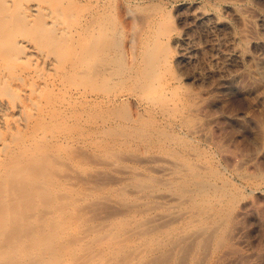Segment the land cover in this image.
I'll return each mask as SVG.
<instances>
[{
	"label": "rangeland",
	"instance_id": "obj_1",
	"mask_svg": "<svg viewBox=\"0 0 264 264\" xmlns=\"http://www.w3.org/2000/svg\"><path fill=\"white\" fill-rule=\"evenodd\" d=\"M28 3L34 5L35 2ZM111 3L114 5L111 8L112 15L118 16L117 19H119V21L115 19L117 26H115L117 28L115 39L121 40L122 43H119V47L127 51L128 61H131L130 58L141 49L137 37L139 38L144 31V14L149 16L154 10V13L151 14H155L160 25L164 27V35L161 34L160 39L163 46L169 50V57L168 62L162 64L160 69L159 91L165 92L162 95L167 100L157 103L154 100L157 95L159 97L160 93L151 92L150 95H144L139 91L131 90L130 85L123 86L121 87L123 90L119 89L123 100L118 102L116 108L118 107L120 109L118 110L121 111H118L120 118L121 115H125V112L126 115H128L127 112L132 115H129L128 120L125 116V119L124 117L121 120L113 118V120L105 122L102 116L107 118V112L103 114L102 110L98 109L99 107L93 108L95 110L89 107L86 94L83 92L85 86L82 76L65 77L62 74L66 70L65 67L46 65L45 62H41V59H37V52H43L41 48L35 53L33 48L28 45L27 53L28 51L32 52L34 56L30 53H26L27 56L23 54L26 59L22 56L17 66L25 70L23 73L21 72V76H23L21 84L25 83L33 90H36L38 85L39 88L42 86V89L35 91L37 92L35 96L39 101V121L36 123L35 117L28 111L27 115L30 114L31 117L25 116L26 111H21L18 115L20 114V121L24 118L22 124L25 126L11 125L10 122L16 114H11L12 110H9L8 105L17 102L18 95L16 96V92L10 91L8 86L1 85L0 113L6 115V121H0V142L7 140L11 147L10 152L12 150L11 154H8L10 179L15 177L12 172L21 167L20 165L24 171L22 169L19 173H22L26 179L30 178L29 171L27 174L23 173H26L25 171L31 163L34 169L36 166L38 167L35 170H40V167H43L41 163H45L46 165L41 170L53 173L49 171L50 169L47 170V168H52L57 171L56 173L54 171L53 175L50 174L52 175L50 177L54 179L50 182L51 186L49 184L43 186L47 192L49 190L48 193L46 191L44 193H47L46 195L52 201H49L45 194L43 195L45 199L40 200L37 197L35 211L34 209L30 210L33 217H30L29 209L27 217L32 225L34 223V226H41L42 224L39 223L41 220L37 218L41 209L48 211L50 208L52 210L54 204L62 206H59L62 209L49 210L51 215L47 212V218H51L54 222L57 219L56 225L60 220L57 229L65 230L62 236L55 240L57 243H68L69 245L65 247L69 250V252L67 250L65 252L66 264H153L154 256L156 258L160 254L158 257H161L162 254L155 253L151 248V236L147 231L149 220L157 213L159 215L180 212L181 204L177 197L182 184L179 179L189 175L188 173H191L192 170L200 171L202 169L200 172H204L205 175L213 173L210 174L211 177L209 174L206 175L211 179L220 183L227 179L226 181L232 183L230 189L243 192L238 200L250 202L246 207L248 209L245 210L247 216L245 215L237 224L238 231L236 230L235 237L230 234L233 239L229 238V242L221 244L217 249L213 247L215 245L212 244V241L207 242V234H202L199 238L200 242H203L202 245H199L200 242L197 240L199 236L193 235L192 237L190 232L188 235L187 231L193 232V229L197 228L199 224L185 231L181 223L177 221V223L173 222L174 225L171 223L173 226L169 225L167 230L176 234L183 232L185 234L182 236L188 237L177 244L175 243V246L170 248L168 257H162L163 260L166 258V261L169 262H163L165 264H211V262L212 264H264V0H144L141 5H149L147 9L143 8L145 10L142 8L139 10L143 6L138 8L135 2L130 3L126 0H111ZM74 12L73 16L63 17L66 20L65 23L71 28H74L85 14L84 3H81L78 10ZM141 15L144 17H142L143 21H141ZM47 21L54 27L60 25L57 19H52V21L48 19ZM24 61L28 62V65ZM2 63L8 64L7 61H1ZM36 63L41 68H38ZM259 63L261 66H258ZM45 66L48 68L46 69ZM39 69H41V73L38 74L36 70ZM27 73L28 75H26ZM39 75L42 77L41 79ZM44 78H47L48 81L44 82L42 80ZM26 80L30 83H26ZM35 81L37 83L33 86ZM42 82H47V85L43 86ZM65 106L67 108L71 106L68 108L71 111L68 112ZM58 107L60 108L58 109ZM84 109L86 111L88 109L89 112H87L90 114L85 113ZM91 112L94 113L91 114ZM98 114H101L102 119L97 117ZM138 115H140V119H137ZM87 117H92L96 122ZM86 118L91 120L90 123L85 121ZM131 118H134V121ZM136 119L138 123H136ZM50 121L51 123H49ZM57 121H63V124L58 125ZM44 122L49 124L48 127L44 126ZM72 122L76 123L77 127L73 126ZM100 122L104 123L101 125ZM116 122L126 126V129L121 125L120 127ZM105 123L109 129L116 127L123 129L120 131L115 128V131H125L118 132L120 135L113 131L114 135L111 132L112 129L110 131H108V127V130L105 129L107 126L104 125ZM52 124L58 126L53 125L52 127ZM37 125L39 129H37ZM40 125L45 128L43 129ZM11 126L20 134L14 130L10 131ZM63 126L71 130H65ZM133 126L136 129L133 130ZM82 127L84 130L81 129ZM92 127L96 128V131L98 128L100 134ZM88 129H92L93 132ZM33 130L35 133L31 134ZM26 132L29 133L26 134ZM49 133L51 135H48ZM63 133L66 137H63ZM101 133H104L106 137ZM121 134L125 135L121 137ZM15 135L16 138H13ZM69 135H72L73 138ZM45 136H47L48 142L44 138ZM78 136L80 140H78ZM115 136L119 141H114ZM111 137L113 138L111 139ZM78 141L80 144L77 143ZM69 143H71V148L70 145L68 146ZM77 144L82 147V151L84 149V154L81 152L82 156L79 153L80 147H78L79 151L76 150L79 156L74 151H67L76 149ZM62 146L63 149H61ZM47 148H51V151ZM54 149L58 150L57 153ZM40 153L41 156L37 155ZM49 153L51 155L59 154L60 158L52 156L55 164L51 161ZM72 153H75V156ZM83 156L84 158H82ZM26 157L27 159H25ZM20 158L23 161L25 159L24 163L20 161ZM70 158L72 159L70 160ZM13 159L16 161L13 162ZM53 181H57L56 184ZM12 185L14 186V184ZM17 185L19 187L20 184ZM15 187L13 190L10 187V192H14V189L16 191L17 187ZM53 187L56 192H53ZM20 188L22 189L21 186ZM163 196H169L170 200L166 201V198H162ZM15 197L16 194L8 195V199H12V201L18 200L17 203L15 201V205L18 204L17 209L20 208L17 212L23 216L24 212H20L24 205H20L19 202L22 198ZM54 197L57 200L60 198V200L54 199L56 201H53ZM61 197L63 198L61 199ZM40 202L44 205L40 206ZM154 202L159 203L155 204ZM23 203H25L24 199ZM52 204L54 206H51ZM57 210L61 211L57 212ZM46 214H40V218ZM54 214H58L59 219L56 217L54 220ZM52 215L54 218L49 217ZM146 224L148 225L147 229L145 228ZM48 226L52 227V225L45 226L43 232L46 235H51L54 228L48 230ZM180 228L181 230H179ZM141 229L145 234L141 232ZM193 238L196 239L193 241ZM163 262L159 261L157 264Z\"/></svg>",
	"mask_w": 264,
	"mask_h": 264
},
{
	"label": "bare ground",
	"instance_id": "obj_2",
	"mask_svg": "<svg viewBox=\"0 0 264 264\" xmlns=\"http://www.w3.org/2000/svg\"><path fill=\"white\" fill-rule=\"evenodd\" d=\"M31 1L35 2L34 5H32V3L31 4L28 3ZM126 2H130V3L135 2L139 8V6H143L141 4H142V2L144 3V0H126ZM81 3H84V5H85V14L83 15L82 19L80 17L81 21H79L76 26L74 25L75 26L74 28H71L69 25H67L65 23L66 20L63 17L68 16V15L73 16L74 14L72 15V13L74 11L76 12L78 10V6ZM112 3H113V1H112ZM112 3H111V0H0V86L1 85L8 86L10 88V91H14V92H16V96L18 95V101L11 104V105H8L9 110H12L11 114L13 113V115H15V114L17 115V116L15 115V118H13L14 116L12 115V118L14 120L13 119L11 120V118H10L11 125L12 124H16V125L19 124L20 126L24 125V124H22L24 118L22 117L23 120L21 119V121H20V118H21L19 116L20 114L18 115V113L19 112L21 113V111H26L25 116H28V117L29 116L31 117V115L30 114L27 115L28 114L27 111L29 113L33 114V116L35 117L36 123L39 121V117H40L39 105H38L39 101L37 100V98L35 96L37 93L35 91L37 89H42L41 88L42 86L39 88V85L37 84L38 88L36 90H33V88L29 87V85L27 86V84H25V83L21 84L20 81L23 77V76H21V72L23 73V71H25V70H23L22 67L17 66L18 62L21 60L22 56L23 57H24V55L27 56L28 53L32 54V52H29V51L27 53V48H28L27 46L28 45L33 48V51L35 53L37 52V50L39 48H41V50L45 54L43 52H37L39 54V55L37 54V59H41L42 60L41 62H45L46 65L49 64L50 66L51 65H53V66L58 65L60 67H65L66 68V70L64 71L65 73L64 72L62 73V74H64L65 77L72 76V75L73 76L81 75L83 78L84 86H85L84 91L83 90L82 91L85 92V94H86V100L88 102L89 107L91 109H93L95 107H99L98 109L102 110L101 113H103V114H105V112H107L108 113L107 118L102 116V118L105 122L109 121L110 119L113 120V118H117V119L120 118L119 113H118V111L120 109L118 107L116 108V106L120 100H123V95L119 91V89L123 86L126 87V86L130 85L131 90L139 91L141 93H144V95L145 94L150 95L151 92H153V93L158 92V93H160V95H159V97L157 95V98L154 100L157 103L161 102V101L164 102L165 100H167L162 95V93H165V92L159 91V86L161 84L160 83L161 82V79H160V71L161 70L160 69H161L162 64L168 62V57H169L168 56L169 50H167L166 47L163 46V43H161V39H160V36H162L161 34L164 33V27H162L160 25V23L158 22L159 19L156 17V15L151 14L152 12L154 13L153 9H152L153 11L150 10L152 12L149 14V16L148 15L145 16V14H144L143 15L145 17L144 18L141 15L140 18H142V17L144 18V21H143V18L141 20L144 23V25H143L144 31L139 36V38L137 37L138 42L141 44V49L139 51H137L136 55L132 56L134 58H132V57L130 58V59H132L131 61L130 60L128 61L127 60L128 56L126 54L127 51H125L123 48L119 47V43L120 44L122 43L121 40L119 39L120 40L119 41L118 39L117 40L115 39V35L117 33V31H116L117 26H116V22H115L116 20L115 19H117L118 16L115 17L112 15L111 8H113V6H114V5H112ZM30 5H32V6H30ZM148 6L144 5L143 7H140L139 10H141V8H142V10H145L143 8L145 7L147 9ZM110 10H111V12H110ZM114 15H115V12H114ZM71 16H69V17H71ZM48 19H51V21H52V19L53 20L57 19L59 24H60L59 27H54V25L51 26L49 24V22L47 21ZM117 20L119 21V19H117ZM171 28H172V25H171ZM134 37H136V36H134ZM25 38H27V39H25ZM131 39L133 40V38H131ZM117 41H119L118 44H117ZM31 43L33 45H30ZM132 46H133V44H132ZM134 49H136V48H134ZM33 54H32V56H34ZM35 57H36V55H35ZM24 58L26 59V57H24ZM1 61H7L8 64H4V63L1 64ZM34 61H36V60L34 59ZM261 61L263 62V60H261ZM262 62H261V64H262ZM27 63L25 62V64H27ZM261 64L259 63L258 66H261ZM29 65H31V64H29ZM36 66L38 68H41V66L39 67V65H37V63H36ZM45 68H46V66H45ZM19 70H21V71H19ZM29 70H30V66H29ZM39 70H36V72H38V74H39V72L41 73V69H39ZM52 70H50V71L52 72ZM18 71L20 72L19 75L17 73ZM257 73H258V71H257ZM26 75H28V73ZM34 75H35V72H34ZM34 75H32V76H34ZM57 77H59V76H57ZM36 78H37V75H36ZM39 78L41 79L42 77L40 76ZM42 80L45 82L47 80V78H44ZM56 80H58V79H56ZM162 81H163V79H162ZM44 82H42V84ZM52 82H53V79H52ZM57 82H59V81H57ZM26 83L29 84L30 81L28 82V80H26ZM35 83H37V81L34 82L33 86H35ZM46 83H44L43 86H45ZM77 83H80V82H77ZM40 85H41V83H40ZM57 87H59V85ZM121 89L123 90V88H121ZM79 92H80V90H79ZM68 93H70V92H68ZM131 93H132V91H131ZM12 94H13L12 96L14 97L15 95L13 92H12ZM80 96L82 97L81 94H80ZM12 99L15 100L16 98L15 99L12 98ZM71 99H72V97H71ZM69 101H70V98H69ZM79 101H80V99H79ZM155 102H154V105H155ZM71 103L72 102L70 101V104ZM7 104H9V103H7ZM69 107H71V106H69ZM87 107H85V108H87ZM89 107H88V109H89ZM51 108H52V105H51ZM59 108L60 107H58V109ZM157 108H158V106H157ZM77 109H78V106H77ZM88 109H87V111L89 112L90 109L89 110ZM76 110H74V111H76ZM93 110H95V109H93ZM65 111H66V109H65ZM70 111L68 109V112H70ZM87 111L85 110L84 112L87 114H90ZM95 112H97V111H95ZM119 112H121V111H119ZM62 113H65V112L62 111ZM93 113L91 112V114H93ZM107 113H106V115H107ZM127 113H128V115H126V112H125V115H121L122 116L121 118L123 119V117H124V119H125V116H126L127 120H128V117H130L129 115H132V114L129 112H127ZM44 115H46V114H44ZM98 115L99 116H97V117L101 118L100 117L101 114H98ZM5 116L6 115L0 113V121H3V122H4V120L6 121ZM94 116H96V115L94 114ZM139 116L140 115L137 116V119H140ZM62 117H64V116H62ZM68 117H69V114H68ZM83 117H85V116L83 115ZM64 118L66 119V117H64ZM76 118H77V116H76ZM80 118H82V117L80 116ZM87 118L92 119V117L91 118L87 117ZM87 118L85 121H89V120H87ZM121 118H120V120H121ZM133 119L134 118H131V120H133ZM137 119H136V123H138ZM69 120H72V119H69ZM79 120L81 121V119H79ZM103 120H101V121H103ZM12 121H14V122L12 123ZM90 121L88 123H90ZM62 122L57 121L58 125L63 124ZM94 122H96V121H94ZM139 122H141V120H139ZM31 123H32V121H31ZM49 123H51V121ZM54 123L57 124L56 122H54ZM103 123L104 122H102L101 125ZM128 123L131 124L130 122H128ZM68 124H70V123H68ZM98 124H99V122H98ZM45 125H47V124L45 123L44 126ZM48 125L45 127H48ZM53 125L54 124H52L51 126L53 127ZM58 125H54V126H58ZM72 125L73 126L75 125V127H77L76 123L75 124L73 123ZM77 125H79V124H77ZM104 125H107V124L105 123ZM111 125H114V124H111ZM118 125L120 126L121 124L119 123ZM126 125H127V123H126ZM131 125H129V126H131ZM40 126L42 127V125H40ZM44 126L42 127L43 129L45 128ZM119 126H117V127H119ZM12 127L13 126H11L10 131L14 130ZM29 127H30V125H29ZM70 127H72V126H70ZM107 127H108V125L105 128L106 130L109 129V127H108V129H107ZM122 127L124 129H126L125 128L126 126H122ZM60 128L62 129L61 125H60ZM63 128L65 130L68 129V128H65L64 126H63ZM115 128H111L112 129L111 132L113 134H114V132L115 133H118V132L122 133L123 131H125V130H122V132H120L121 129H123V128H119L120 131H117L119 129L116 128L117 130L115 131L114 130ZM132 128H133V130L136 129L135 126H133ZM37 129H39L38 125H37ZM81 129L84 130V127H82ZM81 129H80V131H83ZM85 129H86V126H85ZM93 129L96 131V128H93ZM111 129H109L108 131H110ZM89 130L90 129H88V131ZM103 130H104V128H103ZM14 131H16L18 133V130L15 129ZM35 131H36V128H35ZM43 131H42V133H44ZM95 131H94V133L99 131L98 128H97V131L96 132ZM126 131H128V130H126ZM33 132H34V130L31 131V134H33ZM84 132L86 133L87 131H84ZM91 132H93V131H91ZM103 132L107 133V131H103ZM27 133H29V132H26V134ZM119 133H118V135H120ZM18 134H20V133H18ZM18 134H16V135H18ZM45 134H46V132H45ZM99 134H100V131H99ZM101 134H104V133H101ZM125 134H121V137H123L122 135H125ZM16 135L13 138H16ZM48 135H51V134L49 133ZM66 135H67V133H66ZM101 136H103V135H101ZM110 136H111V134H110ZM46 137L47 136H45L44 138H46ZM63 137H66L65 134ZM98 137H99V135H98ZM105 137H106V135H105ZM113 137H111V139ZM71 138H73V137H71ZM114 139H115L114 141L117 142L118 139L116 140V136ZM36 140H38V139H36ZM78 140H80V137ZM84 140H82V141H84ZM43 141H45V140H43ZM46 141H47V138H46ZM58 141H59V139H58ZM74 141H77V140H74ZM20 142H18V143H20ZM86 142H87V140L85 141V143ZM26 143H27V141H26ZM77 143H79V141ZM70 144L71 143H69L68 146ZM17 146H18V144H17ZM25 146H26V144H25ZM43 146H45V145H43ZM49 146H50V144H49ZM76 146H77L76 149L73 148L74 150L71 149L72 151L71 150H67V151H70V152L74 151L77 154L76 150L79 151L78 147H80V145L77 144ZM10 148L11 147L7 143V140H2L0 142V264H66V253L65 252H66V250L69 252V250L65 247H66V245L67 246H69V245H68V243L67 244L61 243V242L57 243V240H55L59 236H62V233L65 232V230L63 231L61 228L59 230L57 229V225L59 227V224H60V220H59V222H57V225H56V220H57L56 217L58 214L57 215L54 214L55 218L53 217V215L49 216V217H53L54 220L56 219L54 222L51 218H47L48 217L47 212H49V210H51V209L49 208L48 211H46L47 209H45L46 212L43 209H41V212L43 210L42 213H45V214L47 213V214L45 216H43V218H40L41 217L40 214H42V213L39 211L40 213L37 214V218H39L41 220V221H39V223H41L42 225L41 226L36 225L37 227L34 226L35 225L34 223L32 225L29 217H27L28 216V213H27L28 209H29V213H30L29 215H31L32 211L30 212V210L34 209V211H35V207H37L36 203L38 201L35 203V201H36L35 199L37 197L40 200L45 199V198H43V195L45 194L44 193L45 191L47 192V190H45L43 186L48 185V184L50 185L51 180H54L51 177L53 174L56 173L57 170H54V169L52 170V168H47V170L50 169L49 171H51L53 173H50V172L48 173L46 170H44V171L41 170V168H43L44 165H46L45 163H43V164L41 163V165H43V167H40V170H35L38 167L36 166V168L34 169L32 163H31V165H28V169L25 168V169H27L25 171L26 173H23V174H27L29 171L30 178L27 177V179H26L25 176H22V173H19V171H21L23 169L22 165H20L21 167L16 168V170L12 169L14 172H12V170H11V172L13 173L12 174L13 177L15 174V177L13 179L11 178L12 179L11 180L10 179V172H9V170H10L9 169V161H8V158H9L8 154H11V152H12V150L10 152V150H9ZM30 148H31V146H30ZM59 148H57V149H59ZM70 148H71V145H70ZM70 148H68V149H70ZM81 148L82 147H80V151H79L80 155H81V152H82V154H84V152H83L84 149L82 151ZM12 149H14V147ZM47 149H49V148H47ZM61 149H63V146ZM56 151H58V150H55V152ZM53 152H51V153H53ZM66 153L68 154V152H66ZM79 153L77 154L78 156H79ZM74 154H73V156H75ZM16 155H18V153ZM37 155L41 156L42 154L40 153ZM49 155H51V154L49 153ZM54 155L53 154L51 155V159H52L51 161L53 163H54V158L52 156H54ZM60 155L63 156L62 154H60ZM36 156H34V157H36ZM55 156L57 158L59 156V154H57ZM66 157H67V155H66ZM58 158H60V156ZM61 158L63 159V157H61ZM82 158H84V156ZM25 159H27V157ZM25 159H24V161H25ZM43 159H44V157H43ZM45 159H46V155H45ZM64 159H65V157H64ZM71 159L72 158H70V160ZM15 161H16V159H13V162H15ZM20 161H22V163H24V161L21 160V158H20ZM63 161H65V160H63ZM22 171H24V169ZM54 171H55V173H54ZM200 171H196V170L193 171L192 170L191 173H188L189 175L182 176L179 179V182L182 184V188L180 189V191L178 193L179 196L177 197V199H179L178 202L181 204V208H179L180 212L178 211L177 213H163V214H159V215L157 213V215L155 214L156 216L153 215L154 217H151L152 219L149 220V227H148L147 231H148L149 235L151 236V241H150L151 242V244H150L151 248H153L152 250L155 251V253L159 252L162 254L161 257H158L160 254L156 258L154 256V260H153L154 263L153 264H157V262H159V261L160 262L166 261V258H164L165 260H163L162 257H166V256L168 257V253L170 252V248L172 246L174 247L175 243L177 244L178 242H181L186 237H188V236H185V237L182 236V234H185L183 232H182V234H176L174 232L171 233L169 230H167L169 225L170 226L174 225L173 222L177 221V222L181 223L182 228H184L185 231L188 229H192L191 227L199 224L197 228L193 229L194 230L193 232H191V230H189V231H187V233L190 232L192 237H193V235L199 236L197 239L199 242H200L199 238H201V235L207 234L208 238H206L205 236L204 237L206 239H208V241L206 239L205 240L207 242L212 241V244L214 243V245L216 246V247L215 246H213V247L217 249V248H219V246L221 244H224L225 242H229V238H232L235 235L236 230L238 229L237 224L240 222L241 219H243L245 217V215H246L245 210L248 209L246 207H247V205H249L250 202L248 203L247 201H244V200H238L243 195V192L242 191L239 192L240 190L236 191V190L230 189V185L232 183L230 184L228 181H226L227 179L222 180V182L220 183L219 181L213 180L210 178L211 175L213 174L212 172L210 173L211 175L209 173L206 174V175H208V174L210 175V177H208L204 174V172L202 173ZM216 172L218 174V171H216ZM216 172H214V174H216ZM50 174H52V175H50ZM32 176H35L38 178H34ZM16 177H17V180H16ZM18 177H20L19 180H18ZM56 182L53 181V183H55V184H56ZM10 184H11V186H10ZM12 184H14V186ZM17 184H20L19 187ZM39 184H42V185H39ZM59 184H60V186H62L61 183H59ZM15 185L17 187L16 191L14 189L15 193L10 192L12 186L14 188ZM20 186L22 187V189L20 188ZM57 186H58V184H57ZM233 186H234V184H233ZM13 188H12V190H13ZM41 188H43V190H41ZM49 188L51 190V187H49ZM56 188H58V187H56ZM52 189L54 190V187ZM40 190L43 192H41ZM57 190H59V189H57ZM48 192H49V190H48ZM53 192H56V190H54ZM9 193L12 195L16 194L17 199L22 198V200L20 199V201H19L20 205L22 204V205H24V207L27 206L26 208L21 206V207H23V210L20 213L24 212L23 216H20L19 212H17L20 208L17 209L18 204L15 205V201L17 203L18 200L12 201V199H8V195H10ZM51 193H52V191H51ZM39 196H40V198H39ZM46 196L49 198L48 195H46ZM46 196H44V197H46ZM57 197H58V194H57ZM48 198H46V199H48ZM62 198L63 197H61V199ZM162 198H164V199L166 198L165 199L166 201L170 200L169 196H163ZM23 199H24L25 203H23ZM50 199L51 198H49L48 200L52 201V199L51 200ZM54 199H56V198L54 197L53 201L57 200V199L56 200H54ZM10 200H11V202H10ZM59 200H60V198L57 201H59ZM43 203L45 204L46 200ZM43 203L40 202L39 205L41 206V204H42V206H43L44 205ZM51 203H54V202H51ZM158 203H155V204H158ZM25 204H27V205H25ZM54 205L56 206V208ZM54 205L52 204L51 206H54L55 210L60 208L59 206H61L59 204H57V205L54 204ZM45 206H46V208H48L47 205H45ZM178 206L180 207V205H178ZM37 209H36V211H37ZM54 209H52V210H54ZM60 209H62V208H60ZM51 211L49 212L50 215H51ZM58 211L60 212L61 210H57V212ZM26 213H27V215H26ZM53 213H54V211H53ZM59 216H60V214H59ZM30 217H33V215H31ZM60 217H62V216H60ZM39 219H37V220H39ZM171 223H173V225H171ZM47 225H52V227L55 229L54 230L52 227L48 226V230H49V228L54 230V231L52 230L51 235H49V234L46 235L43 232L45 226L47 227ZM142 225H144V224H142ZM147 226L148 225L146 224V227L145 226L144 227L147 229ZM48 230H46V231H48ZM179 230H181V228ZM142 231L143 230L141 229V232ZM177 232H180V231H177ZM142 233H144V232H142ZM230 234H232L233 236L230 237ZM188 235H189V233H188ZM191 235H190V237H191ZM187 239L189 240V238H187ZM194 239H196V238H193V241H194ZM200 243H199V245L203 244V242L201 244ZM151 248H150V250H151ZM163 263L165 264V262H163ZM163 263H161V264H163ZM208 264H210V263H208ZM211 264H212V262H211Z\"/></svg>",
	"mask_w": 264,
	"mask_h": 264
}]
</instances>
